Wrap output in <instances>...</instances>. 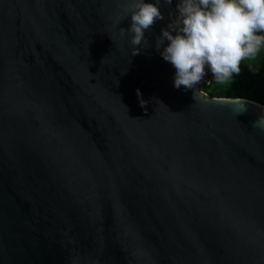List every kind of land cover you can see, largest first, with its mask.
<instances>
[{
	"label": "water",
	"instance_id": "95a60500",
	"mask_svg": "<svg viewBox=\"0 0 264 264\" xmlns=\"http://www.w3.org/2000/svg\"><path fill=\"white\" fill-rule=\"evenodd\" d=\"M173 0H0V264H264V106L210 98L223 24Z\"/></svg>",
	"mask_w": 264,
	"mask_h": 264
},
{
	"label": "trees",
	"instance_id": "16d2710c",
	"mask_svg": "<svg viewBox=\"0 0 264 264\" xmlns=\"http://www.w3.org/2000/svg\"><path fill=\"white\" fill-rule=\"evenodd\" d=\"M173 2L187 27L203 22L212 29L217 24L227 23L237 31L253 23L264 31V0ZM249 37L258 38L253 33L248 34L247 40ZM238 50L227 51L221 38L215 40L209 52L210 85L202 91L210 98L245 99L264 106V41L258 39L254 50L243 42Z\"/></svg>",
	"mask_w": 264,
	"mask_h": 264
},
{
	"label": "flooded vegetation",
	"instance_id": "af4514ba",
	"mask_svg": "<svg viewBox=\"0 0 264 264\" xmlns=\"http://www.w3.org/2000/svg\"><path fill=\"white\" fill-rule=\"evenodd\" d=\"M197 18H198V16H197ZM184 21V20H183ZM208 22H209V20H208ZM184 23H185V21H184ZM223 24H227V23H222V24H217V25H215V26H218V25H223ZM253 24V23H252ZM185 25H186V23H185ZM206 25V24H205ZM247 25V24H246ZM207 26V25H206ZM214 26V27H215ZM231 26V25H230ZM244 26V25H243ZM187 27V26H186ZM189 27V26H188ZM187 27V28H188ZM232 27V26H231ZM242 27V26H241ZM240 27V28H241ZM190 29H191V31H192V33H196V32H200L201 30H202V26H201V23L200 24H198V26H196V25H192V27H189ZM239 28V29H240ZM261 28V27H260ZM238 29V30H239ZM189 30V29H188ZM237 30V31H238ZM262 30V29H261ZM190 31V32H191ZM237 31H234L233 30V28H232V33H231V37H232V35H233V38H231V41H233L234 39H235V36H236V33H237ZM263 31V30H262ZM264 32V31H263ZM249 33H253V32H249ZM248 33V34H249ZM248 34H247V36H245L244 37V39H243V41H242V43L244 42V43H247V42H249V41H252V42H257V40L259 39V38H254V37H249L248 38V40H247V37H248ZM254 34V33H253ZM217 38H223V32L222 33H220L216 38H215V40L217 39ZM215 42V41H214ZM222 43H223V41H222ZM212 50V49H211ZM236 51V50H235ZM209 62H210V60H209ZM210 76H211V69H210Z\"/></svg>",
	"mask_w": 264,
	"mask_h": 264
},
{
	"label": "rangeland",
	"instance_id": "374dc122",
	"mask_svg": "<svg viewBox=\"0 0 264 264\" xmlns=\"http://www.w3.org/2000/svg\"><path fill=\"white\" fill-rule=\"evenodd\" d=\"M247 43H248L249 47H250L252 50L255 49V47H256V42L249 41V42H247ZM237 51H239V50L237 49Z\"/></svg>",
	"mask_w": 264,
	"mask_h": 264
}]
</instances>
